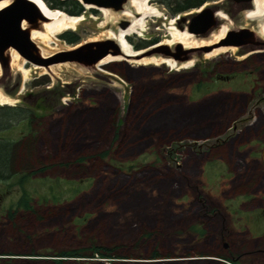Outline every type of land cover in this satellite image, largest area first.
Masks as SVG:
<instances>
[{
	"label": "rangeland",
	"instance_id": "1",
	"mask_svg": "<svg viewBox=\"0 0 264 264\" xmlns=\"http://www.w3.org/2000/svg\"><path fill=\"white\" fill-rule=\"evenodd\" d=\"M225 1L212 0L206 5L221 10L216 7ZM172 2L158 0L149 5L169 20L175 16ZM103 21L99 11L89 10L74 30L60 32L56 42L44 50L52 54L74 44L100 41L107 29ZM163 22L161 18L150 19L143 35H132L128 44L132 47L169 40ZM63 33L73 35L75 42H63L59 38ZM235 56V51L209 59L201 56L194 66L182 70L161 64L156 68L158 73L151 75L132 63L128 73L113 63L85 70L66 62L68 66L60 63L62 69L55 75L24 63V79L10 68L0 87L16 103L2 107L22 108L40 119L30 127L26 121L1 126L0 137L31 138V151L29 143L23 145L27 148L24 153L30 155L29 168L43 166L49 170L31 176L21 187L0 182V235L9 229L6 213L15 210L22 193L32 195L38 204L47 201L49 205L40 209L33 203L36 214L21 213V220L14 216L24 230L10 243L5 236L0 237V249L6 244L11 251L0 260H52L51 254L62 250L63 245L72 251H87L94 244L111 249V257L124 260L98 264H157L141 263L152 253L189 260L166 264H208L197 260L226 254L214 244L222 229L233 245L234 256L264 244V168L258 153L264 143V93L262 98L253 99L239 120H231L245 105L247 94L243 91H249L254 80L264 85V56L250 63H245L243 56ZM206 70L212 74L204 73ZM217 76L229 79L218 80ZM197 83L201 87L194 97ZM193 97L195 102L189 105L199 101L198 110L211 115L188 126L191 114L178 101ZM222 102L227 114L211 118L221 112L218 105ZM5 120L0 118V124ZM116 129L120 133L114 138ZM79 157L85 160L77 164ZM132 164L135 166L124 170L117 166ZM240 190H244L241 197L252 203L241 205L239 200H245L239 197ZM196 197L205 205L217 207L219 214L205 219L203 214L211 216V210H202ZM257 206L254 212L252 208ZM47 207L53 208L49 216L40 212ZM75 213L89 218L85 226L79 225ZM221 217L225 220L223 228ZM40 218L43 224L32 226ZM59 220L65 224L57 226L58 235L53 238L50 230ZM27 228H36V233L25 231ZM256 259L251 257V261ZM81 260L66 264H93L84 260L98 258Z\"/></svg>",
	"mask_w": 264,
	"mask_h": 264
},
{
	"label": "water",
	"instance_id": "2",
	"mask_svg": "<svg viewBox=\"0 0 264 264\" xmlns=\"http://www.w3.org/2000/svg\"><path fill=\"white\" fill-rule=\"evenodd\" d=\"M7 1V4L0 8V83L10 70V51H13L17 56L24 60V63L46 69L48 66L60 63H72L80 66L85 70H90L106 56H122L123 53L117 44L110 40L102 39L100 41L85 42L82 44H74L70 49L54 53L48 57H43L40 54L38 47L30 40V32L39 30L40 25L47 21L40 9L30 0H0ZM44 5L42 0H39ZM79 2L81 7L84 5H92L96 8L111 9L118 11L127 0H72ZM236 3L249 5L251 0H234ZM203 3L198 8L188 10V14L183 17L174 16L179 24H184L187 33L199 35L204 38L210 30L219 26L218 20L215 17L216 11ZM82 13V12H81ZM81 15V14H80ZM226 19L232 24L231 19L224 13ZM77 17V16H75ZM126 22H122L120 28H124ZM158 43V42H156ZM156 43L136 48L135 51L144 52L139 55L142 57H159L171 59L180 65L184 62L196 57L197 54L203 55L209 53L214 48L229 47V48H252L251 51L264 50V38L257 35L252 28L240 27L231 28L225 31L224 36L214 45L203 46L199 48L184 49L179 44H174L167 48L161 46L154 48ZM148 48V49H146ZM1 85V84H0ZM0 92L7 95L0 87ZM260 157L264 163V144L261 149Z\"/></svg>",
	"mask_w": 264,
	"mask_h": 264
},
{
	"label": "bare ground",
	"instance_id": "3",
	"mask_svg": "<svg viewBox=\"0 0 264 264\" xmlns=\"http://www.w3.org/2000/svg\"><path fill=\"white\" fill-rule=\"evenodd\" d=\"M32 1L46 17L47 21L40 25L39 30H32L30 32V40L38 47L40 54L43 57H48L50 54L45 51L44 48H49L51 44L56 42V35L64 30H74L77 23L84 19V15L89 10H97L103 16L104 27L107 28L100 35V39L110 40L120 47L122 56H106L95 65V68L103 65L110 64L112 62L124 61L137 65H153L158 66L163 64L171 70L189 69L197 62L196 57L191 60L177 65L175 61L171 59L159 58V57H142V51H135L126 41V37L131 38L132 35L141 37L142 32L145 31L150 19H163L162 25L168 30L169 40L163 42L158 41L156 45L152 46L158 48L161 46L171 47L174 44H179L184 49L199 48L203 46H209L216 44L228 29L230 23L226 19L224 13L216 11L215 17L219 22V26L209 32L205 38H196L194 35L186 32L185 29H180V24L176 19H167L165 15L159 12L156 8L151 7L149 4L157 0H127L118 11H112L111 9L96 8L92 5H84L85 11L80 16H69L61 11H52L46 5L39 0ZM79 1V0H78ZM7 1L0 2V8L5 6ZM246 10L242 13L241 23L245 26L251 27L256 31L257 35L264 38V0H251L249 5L246 6ZM122 22H126L127 25L124 28H120ZM134 37V36H133ZM139 37V38H140ZM231 51L234 53V48L218 47L214 48L209 53L203 54V58L215 57L219 54ZM256 54H264V51H256ZM10 68H15L19 72L23 79L27 74L22 65L24 61L20 59L13 51H10ZM66 64V63H64ZM61 64L48 66L43 69L45 72L55 75L61 68ZM63 65V64H62ZM68 65L64 66L65 68ZM38 69V67H33ZM62 69V68H61ZM42 71L44 74L45 72ZM26 78V77H25ZM16 103V99L12 97H6L0 92V106H11Z\"/></svg>",
	"mask_w": 264,
	"mask_h": 264
},
{
	"label": "trees",
	"instance_id": "4",
	"mask_svg": "<svg viewBox=\"0 0 264 264\" xmlns=\"http://www.w3.org/2000/svg\"><path fill=\"white\" fill-rule=\"evenodd\" d=\"M45 5L52 11H56V10H61L65 13H67L69 16H80V14H83V12L85 11L84 8H82L79 4V2L76 1H72V0H42ZM173 1L172 4L174 5L173 9H172V13L173 14H177L180 12H184L190 9H194L199 7L201 4L208 2V1H212V0H171ZM83 10V12H82ZM82 12V13H81ZM59 38L65 42L66 44H73L75 42V37L69 33H63L59 36ZM144 44H138L136 46V48H141L143 47ZM258 55H264V54H258ZM114 65L113 66H118V67H122L123 69H125V71H127L128 73L131 72V70H128L129 68L133 67V65L124 62V61H117V62H112ZM111 64V63H110ZM134 67H138L137 69H139V71L141 70L142 72H144L145 70H148L146 73L148 74H156L158 73V71H156V68H158L159 66H153V65H146V66H134ZM144 67H151L149 69H142ZM114 72V71H113ZM163 72H160V74ZM171 87V86H168ZM200 84L197 83V85L195 86L196 89H198L199 92V88H200ZM206 90L200 91V92H205ZM196 92V91H195ZM197 94H194V97ZM59 96V95H57ZM200 96V95H199ZM191 98L189 100H193L194 99ZM223 99H231L230 97H222ZM221 98H215V100H219ZM233 102L236 101V98L231 99ZM180 105H182V103H184V105H182L183 107H187L189 109L190 112V123L188 126H193L196 125V123H200L199 120H208V118L210 117L211 113H208L207 111H199L197 108V104L199 101H197L196 103H193L191 105H189V103H185L178 101ZM195 102V101H192ZM191 102V103H192ZM225 102H222L221 104L218 105V107H220V111L219 113L216 114V116H213L211 118H217V117H223L227 114V110L223 108V105H225ZM233 107V106H232ZM230 109V108H229ZM243 110L240 109V111ZM239 111V112H240ZM204 115V117H203ZM0 118L2 119H6L4 124H0L1 126H6L7 124L14 122L19 123L20 121H26L27 123L25 124L26 126L30 127L31 123H35L34 121H37V115L27 111L25 109L22 108H13V107H0ZM71 118H74V116H71ZM188 118V117H187ZM80 119V118H78ZM86 120V119H84ZM196 123H194V121ZM63 122V121H62ZM61 122V123H62ZM78 122V121H77ZM54 123H56L54 121ZM60 123V124H61ZM83 122H81V124H83ZM57 124V123H56ZM80 124V125H81ZM117 124V122H116ZM59 124H57L58 126ZM1 131V130H0ZM76 132V130H75ZM73 133V130H72ZM119 129L115 130L113 132L114 138L119 136ZM30 133H28L29 135ZM27 138V141H25ZM175 138H178L177 136H175ZM57 141H60L59 139H56ZM33 140H31V138H28L25 136H21L19 138L16 139H8V138H1L0 137V182H4V183H10L9 186L12 185H17V186H22L24 182H26V180H29V178L31 176L34 175H38L42 174L44 175L49 169H45L43 166H40L38 168H29V164H31L30 162H28L27 160V156H30L28 154H25L24 151H26V147H23L24 144L29 143L31 145V147L28 148V150L31 151L32 148V142ZM65 149V147H63ZM62 148V149H63ZM29 151V152H30ZM62 151V150H61ZM61 151H58V153H61ZM57 153V154H58ZM105 155V153H104ZM104 155H100V157H104ZM85 158L84 157H79L76 159V163L80 164L82 161H84ZM118 168L120 170H124L125 169H129L135 165H128V166H122V165H117ZM63 167V166H61ZM36 170V171H34ZM22 199H20L21 201H17V203L15 204L14 208L15 210H13L12 212H7V218L9 219V221H7L9 223V229L6 230V233H3L5 235V241L6 243H10L12 240H16L19 239L20 234H22L23 230L18 224H17V218H15L14 216H19V219L21 220L23 217L21 215V213L24 214H31L34 215L36 213L35 209H33L32 205L33 203L38 205L41 208L49 205V202L47 201H42L39 204L34 200V198H32V195L26 194V193H22ZM53 209V208H52ZM51 209V207H47L46 210L44 212L40 211L41 213H45L48 216L53 213V210ZM75 215L78 217L77 221L79 223V225L85 226L86 223L88 222V217H86L85 215L82 214H78L75 213ZM44 219L40 218L39 220L35 221L33 223L32 226H35L37 228V226H40L41 224H43ZM64 223L62 220H59L58 222H55L52 226H56V228L54 229L52 227V229L50 230L53 238L55 235H58V229L57 226ZM65 224V223H64ZM70 224V222H69ZM50 225V224H48ZM8 228V227H7ZM13 228V230L11 229ZM35 229H30L27 228L25 231L27 232H32V233H36ZM201 232V231H198ZM1 234V233H0ZM144 237H148V235L143 232ZM0 235V237H2ZM31 237V235H30ZM50 239V238H48ZM147 239V238H146ZM29 241H31V238L28 239ZM7 245H3V247L1 246L0 249V256H6V255H11V251L7 250ZM111 253V249H105V248H101L98 246H95L94 244L90 246L89 250L87 251H72V249H70V247L63 245V249L62 250H57V252L52 253L50 256V259H43V260H30V259H24L25 261H17V263H13L11 261H6L5 260H0V263L2 264H66L67 262L70 263V261H82L81 259L84 258H89V259H93V258H98L97 260H84L85 262H92L93 264H98L97 262H124V260H120L119 257H111L110 255ZM30 254V253H29ZM18 256V255H15ZM188 257V256H187ZM59 258H63L66 259L64 261L62 260H58ZM168 257H162L160 256L158 253H152L149 258H146V261L141 262V263H171V262H176V261H189V260H183V259H177V258H173L172 256L169 257V259H167ZM3 259V258H0ZM99 259L101 261H99ZM199 260L197 261H203L205 263L208 264H214L212 262H210L209 260H206L205 258H198ZM12 260V259H10ZM16 260V259H13ZM12 260V261H13ZM130 261V260H127Z\"/></svg>",
	"mask_w": 264,
	"mask_h": 264
},
{
	"label": "flooded vegetation",
	"instance_id": "5",
	"mask_svg": "<svg viewBox=\"0 0 264 264\" xmlns=\"http://www.w3.org/2000/svg\"><path fill=\"white\" fill-rule=\"evenodd\" d=\"M246 6H247L246 4L236 3L234 0H226L225 3H223L222 5H218L216 8L221 9L227 15V17L229 19H231L232 24H230L229 27H231V28H240V27L251 28V27L245 26L244 24L241 23L242 13L245 11L244 7L246 8ZM190 10H192V9H190ZM187 12H188V10L184 11V12L177 13V14H179V17H181V16L185 17L188 14ZM181 25H183L185 27L184 24H181ZM212 30H214V29H212ZM212 30H210L209 32H211ZM206 35L203 37L205 38ZM194 36L196 38L201 39V37L199 35H194ZM149 43H151V42H147L144 45L149 44ZM136 46L137 45H133V47H136ZM251 50H252V48H248V47L235 49V53L237 55L235 57H242L243 56V58H245L244 59L245 63H250L251 61L259 60L262 58V56H264V55H258L255 53L256 51H251ZM201 56L202 55L197 54L196 60H197V58H199ZM213 71H214V68H213ZM188 73H195V72L189 71ZM188 73H183V74H188ZM204 73L209 75V74H212V71L209 72L206 70V71H204ZM192 76L195 77V75H192ZM216 79H218V80L223 79L224 81H227L229 79V77L217 76ZM258 81L261 82V80H258ZM252 86H254L253 89H252ZM194 93L197 94L198 89L194 88ZM243 93L247 94V98L245 100V105L243 107V110L240 111L241 113L239 112L240 115L238 117L237 116L231 117V120L233 119L234 121H232V122H234V123H235V121L239 120L243 116L241 114L243 112H246L248 105L253 101L254 98H256V96H261V98L263 97L264 85H261L260 83H257L256 80H254V84L251 83V88L249 89V91H243ZM184 102L189 103V102H192V100L187 101L184 99ZM230 124H231V122H230ZM262 147H263V145L258 149L259 156H260ZM260 161L262 163V167L264 168V163L262 162L261 157H260ZM243 191L244 190L239 191V195H240L239 197L244 199L246 202L239 200L241 205L244 203L247 204V202L252 203L251 199L241 197V196H243L242 195ZM239 197H236V198H239ZM196 201H197V203L200 202V206H201L202 210H211V216L203 214L205 219L208 218L207 220H210V217L212 218L216 214H219L217 211V207H215L214 205H211V206L205 205V202L202 200L199 201L197 199V197H196ZM258 208H259V206L253 207L252 210L254 212H257ZM12 211L13 210H9L8 212H12ZM6 215H7V213H6ZM255 218L257 219L256 214H255ZM221 219H222V228H223V223L225 222V220L223 217H221ZM224 232H226L224 229L217 232V235L219 236V238H218V242H216L214 244H215V246H217L220 249L222 254L224 252H226V254H224V256L220 255V257H217V256L209 257V256H207V257H205L206 260H209L210 262H212L214 264H264V244L256 245L255 247L254 246L250 247L249 249L245 250L241 254L234 256V255H232L233 254L232 253L233 245L231 243L227 242V239L223 236ZM251 257H257V259L255 261H251ZM58 260L64 261L66 259L59 258Z\"/></svg>",
	"mask_w": 264,
	"mask_h": 264
}]
</instances>
